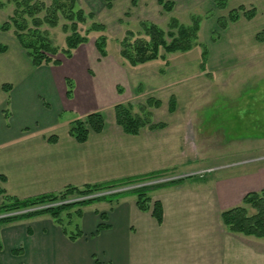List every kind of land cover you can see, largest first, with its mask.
Instances as JSON below:
<instances>
[{
  "label": "crops",
  "instance_id": "obj_1",
  "mask_svg": "<svg viewBox=\"0 0 264 264\" xmlns=\"http://www.w3.org/2000/svg\"><path fill=\"white\" fill-rule=\"evenodd\" d=\"M123 1L132 4V0H120V4ZM172 1L176 13L181 6L190 8L186 4L195 0ZM241 5L260 9L264 0H230L225 10L203 0L205 13L215 11L216 15L213 21L206 15L201 26L209 20L208 30L221 34L208 49L206 66L246 59L252 51L256 54L257 36L264 27V23L257 26L259 12L251 20L241 16L226 30L218 28V19ZM0 42L9 46L0 54V187L8 195L26 199L70 185L113 181L184 164L185 151L180 150L182 144L177 146L181 141L177 136L160 141L161 130L147 128L138 135L127 134L117 124L114 111L124 96L118 87L125 92L134 83L139 89L175 85L177 79L169 75L170 69L141 77L114 60L92 67V51L85 48L81 52L78 48L71 58H61L60 65L36 67L16 38ZM95 52L96 57L99 53ZM68 79L73 84L70 96ZM4 84H10L9 92L4 91ZM107 88L113 98L107 96ZM95 110L105 111L104 130L91 132L88 141L78 143L69 133L70 123L76 115ZM66 115L72 118L63 120ZM52 136L58 140L52 142ZM225 187L221 181L182 180L153 190V201L163 204L161 224L151 211L137 207L132 194L122 197L113 209L108 201L94 202L82 207L84 234L75 241L49 214L2 224L0 264H264V243L256 241L264 238L231 233L221 221L222 211L217 216L215 207H224L239 195L228 193ZM3 201L0 195V204ZM101 213H107L106 220ZM101 222L108 227L98 231ZM16 250L21 252L15 254Z\"/></svg>",
  "mask_w": 264,
  "mask_h": 264
},
{
  "label": "rangeland",
  "instance_id": "obj_2",
  "mask_svg": "<svg viewBox=\"0 0 264 264\" xmlns=\"http://www.w3.org/2000/svg\"><path fill=\"white\" fill-rule=\"evenodd\" d=\"M41 1L48 5L51 3V0ZM112 1L113 6L109 8L103 0H77L79 8H83L86 13L94 12L95 20L106 25L105 33L108 35L106 46L108 56L101 57L95 46L96 39L102 34L100 32L89 33V41L81 44L78 47L79 51L84 48L91 49L93 54L89 51L88 53L92 59V67L104 65L106 60H114L118 65L134 71L141 77L158 72L161 74L170 69L169 75L177 79L175 85L171 83L166 86L159 85V88L144 86L139 89L137 83H134L131 87H127L125 92L118 87V93H124L123 99H119L118 102L132 103L133 113H136L139 112L138 105L146 103L149 97L160 100L161 107L151 109L154 123H164L168 127L159 128L160 141L177 136L178 141L181 140L177 146L182 144L180 150L185 151L186 157L182 166L175 165L176 168L167 169V172H163L159 177L113 188L111 191L121 192L141 185H154L178 179L210 183L221 181L226 185L228 193L239 195L230 204L215 207L219 217V213L224 209L240 204L247 193L264 190V40L259 41L257 38L256 54L252 51L253 53L249 55L244 54L246 59L239 58L233 61L234 58H231L222 64L211 62V67L206 66L205 70L201 68L203 51L201 46L173 54H164L162 51L166 61L149 62L133 67L120 55V40L127 30L138 31L140 21H150L167 30L171 16H179L181 23L190 24L192 15H201L204 20L208 18L209 12L205 13L203 10V0L186 4L191 6L190 8L181 6L179 11L171 14H166L157 4V0H141L137 8L130 1H123L121 4L120 0ZM0 3L3 4L0 8V22H4L12 15L15 3L13 0H0ZM246 7L256 8L255 5ZM256 10L257 13L259 12L257 26H261L264 23V6L260 9L257 7ZM215 15L216 12L211 11L210 20ZM92 22L93 20H89L87 24L81 25L82 34H85ZM208 22L209 20H206L202 23L198 32V41L203 42L210 49L215 41H211L210 37L213 36L214 31L208 30ZM64 23L65 20L62 19L55 28L44 27L48 29L57 46L66 44L68 34L62 29ZM260 33H264L263 26L258 34ZM14 37L12 32H0V41L11 42L14 41ZM94 51L98 54L96 57ZM60 57L65 58L62 55ZM156 75L154 76L157 77ZM107 91V96L113 98L111 90L107 88ZM172 96H176L178 101V110L174 114L169 110V100ZM95 111L104 114L107 109ZM83 115H76V119L86 116ZM71 118L72 115L63 116V120ZM98 207L100 208V205ZM77 209L71 210L69 217L66 212L62 215L65 228L70 234L77 233L83 228L84 220L76 214ZM256 241L264 243V239Z\"/></svg>",
  "mask_w": 264,
  "mask_h": 264
},
{
  "label": "trees",
  "instance_id": "obj_3",
  "mask_svg": "<svg viewBox=\"0 0 264 264\" xmlns=\"http://www.w3.org/2000/svg\"><path fill=\"white\" fill-rule=\"evenodd\" d=\"M103 1L106 2L109 8L113 6L112 0ZM211 1L216 9L225 10L230 0ZM13 2L15 3V9L6 21L0 22V32H12L34 66L60 65L62 62L60 56L71 58L74 51L81 44L89 41L88 35L91 32L102 33L96 39L95 46L101 57L108 56L106 25L95 20L96 15L94 12L86 13L83 8H79L77 0H51L49 5L41 0H13ZM138 3L139 0H132L134 7L138 6ZM158 3L165 12L172 13L174 11V1L158 0ZM1 7H3L2 3H0ZM256 15L257 10L255 7L248 9L246 6L241 5L238 8L231 9L228 16L220 17L217 22L218 28L225 30L231 23L237 22L241 16L251 20ZM62 19L65 20L62 29L68 35L66 44L57 46L54 44L48 29L44 27L55 28L59 26ZM89 20H93V22L86 29L85 34H82L81 25L87 24ZM202 20L201 15L194 14L191 17L190 24H184L176 16H171L167 24V30L156 23L140 21L138 31L129 29L120 40V55L126 62L135 67L156 60H165V53L187 52L196 46H201L203 48L201 68L205 70L209 50L206 45L198 41V32ZM219 37V33L214 31L212 41H217ZM257 38L259 41L264 40V33L258 34ZM8 49L7 44L0 42V54L7 52ZM162 51H164V54H162ZM66 82L69 88L67 94L70 96L73 92V84L69 79ZM3 89L5 92H9L11 89L10 84H4ZM161 104L160 100L149 97L146 103L138 105L139 112L133 113L134 105L132 103H119L115 105L117 124L122 127L125 133L130 135H138L145 128L151 130L164 128L166 126L164 123H154L151 111L152 108H159ZM176 107V98L172 96L169 100L170 112H174ZM104 128V114L101 111H95L87 114L84 118H77L72 121L69 133L78 143H85L88 141L91 132L101 133ZM49 139L52 142L58 140L57 136H52ZM163 172L166 173L167 169L83 186L70 185L56 193H47L26 199L8 195L0 187V195L4 196V201L0 204V225L49 214L62 227L63 232L68 235L70 240L75 241L81 238L84 233L81 229L77 233H68L62 218L63 213L66 212L67 217H69L71 210L78 208L76 214L78 217H82V207L103 200L110 202L111 209H113L122 197L129 194L136 196V204L141 211H151L158 223L161 224L164 218L163 204L160 200L153 201L150 193L155 189L179 183L182 180L141 185L131 190L100 194L111 191L113 188L129 186L159 177ZM51 204L52 206H48ZM101 217L105 220L107 213H101ZM220 218L225 228L231 233L264 238V190L247 193L240 204L224 209L220 213ZM107 227L108 225L101 222L98 231ZM19 252L21 251H14L15 254H19Z\"/></svg>",
  "mask_w": 264,
  "mask_h": 264
},
{
  "label": "built area",
  "instance_id": "obj_4",
  "mask_svg": "<svg viewBox=\"0 0 264 264\" xmlns=\"http://www.w3.org/2000/svg\"><path fill=\"white\" fill-rule=\"evenodd\" d=\"M158 182H160V181H158ZM48 206H52V204L51 205H48Z\"/></svg>",
  "mask_w": 264,
  "mask_h": 264
}]
</instances>
